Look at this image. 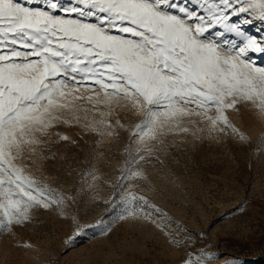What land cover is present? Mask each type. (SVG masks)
Instances as JSON below:
<instances>
[{
    "label": "snow or ice",
    "instance_id": "snow-or-ice-1",
    "mask_svg": "<svg viewBox=\"0 0 264 264\" xmlns=\"http://www.w3.org/2000/svg\"><path fill=\"white\" fill-rule=\"evenodd\" d=\"M262 56L264 0H0V236L48 209L82 234L76 197L35 173L90 136L94 156L121 141L125 154L106 200L116 220L93 227L107 235L121 220L142 221L185 249L181 264H214L222 257L207 233L149 198L148 168H163L189 137L250 143L232 115L264 122ZM254 152L264 157V137ZM97 171L89 161L81 192Z\"/></svg>",
    "mask_w": 264,
    "mask_h": 264
},
{
    "label": "rangeland",
    "instance_id": "rangeland-1",
    "mask_svg": "<svg viewBox=\"0 0 264 264\" xmlns=\"http://www.w3.org/2000/svg\"><path fill=\"white\" fill-rule=\"evenodd\" d=\"M249 31L255 34V25ZM259 62L264 64V56ZM232 119L250 143L232 137L219 141L189 137L187 147L173 149L163 168H148L154 190L147 195L174 221L193 233H207L203 243L222 257L214 264L233 259L239 264H264V157L254 152L264 137V122L249 111L239 117L233 114ZM85 139L89 142H81V150H62L63 160L54 166L45 162L35 174L54 189L75 196L71 211L88 227L76 235L71 218L53 209L41 210L33 223L17 227L15 235L0 236V264H181L185 249L170 244L154 225L121 220L107 235L93 227L101 218L116 220V214L109 215L106 200L124 164V142H112L100 157L93 155V138ZM89 161L100 179L94 187L84 185L81 192ZM241 205L243 210L236 212ZM225 213L232 214L225 217ZM70 237L75 239L69 245Z\"/></svg>",
    "mask_w": 264,
    "mask_h": 264
}]
</instances>
